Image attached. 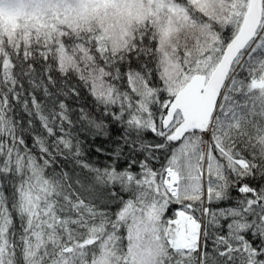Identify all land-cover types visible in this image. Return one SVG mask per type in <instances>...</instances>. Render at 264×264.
I'll return each instance as SVG.
<instances>
[{
	"label": "snow or ice",
	"instance_id": "6c2138e0",
	"mask_svg": "<svg viewBox=\"0 0 264 264\" xmlns=\"http://www.w3.org/2000/svg\"><path fill=\"white\" fill-rule=\"evenodd\" d=\"M4 9L0 264H264V0Z\"/></svg>",
	"mask_w": 264,
	"mask_h": 264
},
{
	"label": "trees",
	"instance_id": "16d2710c",
	"mask_svg": "<svg viewBox=\"0 0 264 264\" xmlns=\"http://www.w3.org/2000/svg\"><path fill=\"white\" fill-rule=\"evenodd\" d=\"M24 16L21 9H4L0 10V21L3 22V25L6 28L16 29L22 26ZM90 102V98H89ZM151 139V136H149ZM97 143H100L98 140ZM97 158V157H94ZM101 161H104L105 158L103 156L98 157Z\"/></svg>",
	"mask_w": 264,
	"mask_h": 264
}]
</instances>
